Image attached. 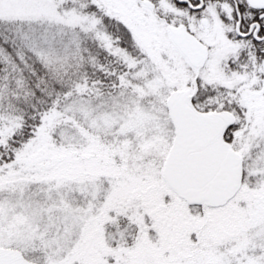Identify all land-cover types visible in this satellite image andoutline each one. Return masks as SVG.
Returning a JSON list of instances; mask_svg holds the SVG:
<instances>
[{"label":"snow or ice","instance_id":"1","mask_svg":"<svg viewBox=\"0 0 264 264\" xmlns=\"http://www.w3.org/2000/svg\"><path fill=\"white\" fill-rule=\"evenodd\" d=\"M0 264H264V0H0Z\"/></svg>","mask_w":264,"mask_h":264}]
</instances>
